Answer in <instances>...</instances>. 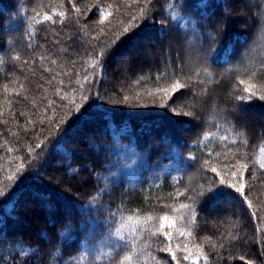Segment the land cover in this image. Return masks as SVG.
I'll return each mask as SVG.
<instances>
[{
	"label": "trees",
	"instance_id": "trees-1",
	"mask_svg": "<svg viewBox=\"0 0 264 264\" xmlns=\"http://www.w3.org/2000/svg\"><path fill=\"white\" fill-rule=\"evenodd\" d=\"M0 264H264V0H0Z\"/></svg>",
	"mask_w": 264,
	"mask_h": 264
},
{
	"label": "snow or ice",
	"instance_id": "snow-or-ice-1",
	"mask_svg": "<svg viewBox=\"0 0 264 264\" xmlns=\"http://www.w3.org/2000/svg\"><path fill=\"white\" fill-rule=\"evenodd\" d=\"M166 223L168 224V226H171V222H168V221H167V218L162 217V218H161V227L163 228V227L165 226Z\"/></svg>",
	"mask_w": 264,
	"mask_h": 264
}]
</instances>
